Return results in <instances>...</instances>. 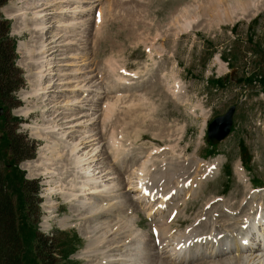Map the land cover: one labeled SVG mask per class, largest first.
Wrapping results in <instances>:
<instances>
[{
  "label": "rangeland",
  "instance_id": "rangeland-1",
  "mask_svg": "<svg viewBox=\"0 0 264 264\" xmlns=\"http://www.w3.org/2000/svg\"><path fill=\"white\" fill-rule=\"evenodd\" d=\"M211 1L92 0L86 4L90 11L78 16L76 26L79 29L70 35L81 43L75 51L79 54L80 65H89L95 70L90 96L79 92L81 99L89 97L92 101L88 106H58L56 100L66 99L61 91H57L61 90L58 76L50 92L39 90L36 94L41 85L30 57L31 54L33 57L37 55L38 38L30 29H20L21 21L7 14L8 10L20 8L22 0H0V44L3 43L8 53L15 57L14 61L12 58L14 69L10 70L20 85L18 90L4 96L0 79V125L6 124L5 117L10 122L6 125L8 132L0 128V144L6 146V137L14 132L27 137L36 147L35 157L21 161L18 169L26 182L38 185V202L34 199L32 207L26 205L28 211L36 212L32 220L29 217L28 223L34 222L39 233L60 245L55 264H130L139 256L136 249L142 247L137 240L140 235L147 247L150 243L155 244L154 241L159 245L158 236L153 231L155 225L164 219H154L153 213L149 215L148 210H142L133 197L139 188L142 163L150 160V165L155 162L153 172L156 173V166L164 171L166 166L161 167L164 156L190 167L180 171H189L183 177L185 179L194 178L196 165L192 161L197 159L201 163L195 177L198 180L203 177L201 185L194 184L195 196L181 194L171 200L163 215L165 219L172 220L169 222L171 232L166 239L171 235L180 236L195 226L198 228L196 235L216 230L223 234V240H230L232 235L246 230V224L245 227L243 225L246 217L253 219L259 206L264 209V0H256L258 8L252 6L244 16L237 11L232 20L217 23L204 15ZM55 17L58 19L52 18L53 28L47 36L49 41L61 31V23L58 22L61 17ZM21 42L27 45L23 49ZM29 49L34 52L28 54ZM60 56L58 53L51 55L56 65L53 75L63 64ZM109 60L115 62L114 66H108ZM83 76L80 80L86 77ZM250 76L252 81H249ZM43 85L48 83L45 81ZM66 92L71 95L68 90ZM112 101L118 105L110 109L114 115L110 117L107 114V118V103ZM234 104L237 106L234 131L219 144L217 157H206L210 148L207 143L211 145L207 137L209 122ZM77 112H80L78 123H85L86 127H72L71 119L75 116H67ZM127 122L130 127L126 126ZM76 130L97 133L94 149L97 148L101 156L93 166L98 167L99 180L95 185H101L103 178V184L109 185L107 188L100 186L93 195L85 193L93 191L92 188L84 193L77 191V185L84 180V173L70 172L69 162L60 158L67 153L66 145L71 138H62L61 132L73 133ZM113 131L123 149L121 159H115L116 154L108 148ZM71 135L75 137L74 133ZM240 144L245 146L246 158H252L249 172L241 164L243 147ZM156 147L159 153H156ZM44 153L52 158L51 161L43 158ZM0 155L3 156L0 164L7 167L4 159L8 158L9 162L14 157L10 144ZM126 160H132L134 165L127 168L122 164ZM50 162L56 173L53 176L44 168ZM209 164L214 167L208 170L212 169L214 173L207 176L204 173ZM102 165L106 171L99 173ZM73 179L75 185H72ZM253 180L256 185H253ZM73 191L77 196H70ZM101 192L105 197L99 196ZM107 192L113 196V203L123 202L122 209L105 218L98 215L88 217L89 214L80 207L81 200L102 201L109 195ZM103 204L107 205L108 201ZM24 214L31 216L27 211ZM205 220L208 222L200 225ZM98 221L109 223L110 230L115 229L111 233L121 229L117 234V238H121L113 240L110 233L103 234L106 230L98 227L93 231ZM91 238L100 241L91 245L93 252L89 248ZM259 242L260 238L256 243ZM260 243L264 245L263 241ZM197 250L199 254L206 253L205 246H198ZM236 254L233 252L226 256ZM214 261L205 258L193 264H211ZM148 262L150 260L143 258L138 264Z\"/></svg>",
  "mask_w": 264,
  "mask_h": 264
},
{
  "label": "bare ground",
  "instance_id": "bare-ground-1",
  "mask_svg": "<svg viewBox=\"0 0 264 264\" xmlns=\"http://www.w3.org/2000/svg\"><path fill=\"white\" fill-rule=\"evenodd\" d=\"M91 1L92 0L90 1L88 0H22L23 4L17 10H12V11L6 10L8 12L7 14L9 17H12L13 19H16L17 21H21L20 29H28V30L30 29L31 32H33V34L35 33L34 35L36 36V38H38V48L36 49L37 55L33 57V55L31 54V57H30L32 60V68L38 71L37 76H38V79L41 85V88L39 87L38 89L36 88L37 89L36 94L38 93L39 90H42V91L44 90L45 93L50 92L49 89L54 88L55 86L54 80L56 79V76H58V79H60V82H61L60 83L61 90H59L60 89L59 88L57 91H61L62 95L65 96L66 98V99H62V101L56 100L57 103L59 104L58 106H88L89 102L92 101V99L90 100L89 97H87V99H84V98L81 99L80 94L86 93L85 96H90L91 94L90 91L92 92V89L94 87V85L92 84L94 80L93 71L95 70H93L91 67H88L89 65L87 67L85 66L83 67L80 65L81 62L78 58L79 54L75 53V51L77 48H79L81 43L80 41L77 40V38L74 35H70L71 33H75L76 29L78 28L76 26L77 25L76 21H78L77 20L78 16L84 13L86 14L87 11H90V9L87 8L86 4L91 3ZM255 1L256 0H212L209 3V8L204 11V15L205 17L208 16L210 21L215 22V23L223 21L225 19L229 21L233 19V16L236 14L237 11L241 12L240 16L241 15L244 16L245 13L252 6H254V8H258V4H256ZM253 2H255V4H253ZM76 3H78L77 4L78 6L76 5ZM51 10H57V12L49 13V11ZM49 14H51V17H49ZM57 15L61 17V21H58L61 23L59 25V30L61 31L60 32L57 31L59 33L56 32L57 34L56 36H54V39L49 41L47 36L53 28L51 25L52 23L51 21H52V18L53 19L56 18L55 16ZM66 16H68L69 19H65ZM187 25L189 26V22ZM77 41H78V44H77ZM26 46L27 45L25 42H21V49L25 48ZM32 49L35 50L34 47ZM27 51L29 52L28 54H30L32 50L29 49ZM54 53L55 54L58 53V55L62 56L61 59H63V60L60 59L61 63L63 62V64L59 72H56V75L52 74L54 71V66H56L54 65V61H53L54 58L52 59L51 57V55H53ZM108 63H109L108 66L110 67L114 66L115 64V62L112 60H109ZM89 68H91L92 70H90ZM88 69L90 71L87 72ZM61 70L69 71V72L62 73L63 71L61 72ZM81 71L85 73H82ZM82 76L83 77L86 76V77L83 80H80V77ZM45 81L48 83V85L46 86L43 85ZM87 87L88 89H86ZM67 90L69 93H71V95L67 94L66 92ZM59 99L61 98L59 97ZM113 102L114 101H112L111 103H107L106 112L107 111L109 112L106 113V116L107 114L109 116L113 114L112 110L110 109H113L114 106L118 105L116 102H115L116 104ZM79 113L80 112L70 114L68 116L66 115L67 117L75 116L74 119H71L72 124H74L72 125V127L81 126V125L82 127L87 126V124L85 123L84 124L78 123L79 118H80L78 116ZM107 118L109 117L107 116ZM125 124L127 127L128 126L130 127V125H128V122ZM157 129H159V127ZM73 133L75 137L71 135ZM73 133L72 131L70 132L62 131L61 132L62 138L68 139L71 136L70 138L71 140L69 139V141L67 142L68 145H66L67 153L64 156H61V153L60 155L59 154L58 155L61 156L60 158L63 157L66 159L67 162H69L68 165H70V168H69L70 172L75 173L76 171H80L84 173L85 175L83 178L84 180L79 182V184L77 185L78 186L77 191L83 192V191L89 190V188H92L93 191L89 190V192L86 191L85 193L92 194V195L96 194L98 192L97 189L100 186L107 188L109 185L108 183L103 184L104 178L101 181V185L100 184L95 185V182L99 180L98 174L96 173V169L98 167L93 168V166L97 164L96 160H99V157L101 156V154H98L99 152H97V148L94 149L95 144H97L96 141L98 140L96 136L97 133L93 134L92 130H86V131L76 130V132H73ZM76 134L78 135L76 136ZM115 134L116 133H114L113 131V133L109 137L108 142L110 144V147L108 148H110V150L113 151L114 154H116L114 156L115 159H119L120 157L122 158L121 155L124 153H123L121 144L119 142V138H116ZM91 146L92 148L89 149ZM156 153H159V149L157 147H156ZM44 155L45 156L43 158L46 159V161H51L50 160L52 159L51 157H47L45 153ZM150 162L151 161L149 160V163ZM192 162L196 165L195 173L197 174V172L200 169L199 166L201 162L198 161L197 159L193 160ZM132 163H133L132 160H126V161H123L122 164H124L128 168L129 166L134 165ZM149 163H147V161L142 163V171L139 172V181H140V183H138L139 188H137V191L135 192V197H133V200H135V202L138 203V206L141 207L142 210H148L149 215L153 213L154 219H157V218L159 220L164 219L161 224L155 225L154 227L155 230L153 231L158 236L157 239H159L160 244L157 245L156 241H154L155 244L149 242L150 244H148V247H147L145 244H143V241L145 240L144 237L140 235V237H137V240H138V244L142 245V247H138L136 249L139 256L136 258L137 259L136 262L134 263L130 262V264H138L140 261H143V258L150 260L148 264H157L160 259L162 260L161 264H175L176 262L183 263V264H187V263L193 264L196 261L200 259H205V258H212L213 260H215L211 264H264V245H261L260 243L262 241L264 242V209L260 206L258 207V210L256 211V215L253 216V219H249V217L245 218L243 225L246 224V227H247L246 230L241 231L238 235L236 234V236L232 235L230 240H223L222 239L223 236L220 237V233H218L216 230H212L206 234L196 235L194 233L198 228L195 226L192 227L191 231L189 230V231L183 232V234H181L180 236L171 235L168 239H166V236L170 234L171 232V229H169L171 228V223L169 222L172 221L169 219H165L163 217L164 211L167 209L166 208L167 205L171 203L173 200H175L176 198L180 197L179 195L181 194H184V196H188V195L195 196L196 193L193 192V190H196L195 189L196 185L194 184L197 183V185H201V183H203V180H202L203 177H201L198 180L195 177L196 174H194V176L191 175L192 177H194L193 179L183 178L189 173V171H185L183 173H180V171L186 170L190 167H187L186 164L184 163L182 164V162L180 163L179 161L174 160V158H171V157L169 158H165V156L163 157L161 161V163L163 164H161V167H163L162 165L166 166L164 171H162V169L158 170V166H156L157 168L156 173L153 172L152 168L153 166H155V162L152 163L151 165ZM31 166L32 164H30V167ZM209 167H210V164L206 166L205 168L206 172L204 171L205 172L204 174H207V176L210 175L211 173L212 174L214 173V171H212L214 166L210 167L212 169L208 170ZM44 168L46 172L50 171L52 176L56 174L55 171L53 170L51 162L48 163V165H45ZM100 168H101V171L99 173H103L106 171V167H104L103 165ZM176 173H178L179 175H176ZM106 176L107 175L105 174V177ZM71 182H72V185L76 184L75 179H73ZM145 182L151 183L150 185L152 188L144 187ZM90 184L92 185L90 186ZM134 187L136 188V185ZM148 189H155L156 194L149 193ZM102 192H104V190H102ZM102 192L99 194V196L105 197ZM70 193H71L70 196H77V193H75L74 191ZM107 193L109 195L106 196V198H104L102 201H100L99 199L90 200V198H88L87 200H81L80 207L84 208V212L89 214L88 217H90V215L91 216L98 215V217L102 216L103 218H105V217H108V215L112 216L114 213L115 214L118 213L119 210L122 209V206H124L123 202L120 201L119 203L117 202L113 203L112 202L113 196L110 195L109 192ZM170 198L173 199L171 202L169 201ZM104 201H108V204L107 205L103 204ZM207 222L208 221L202 222L200 223V225H205ZM62 224L64 225L65 223H62ZM132 224L133 226L136 225L135 223H132ZM97 227L99 229L106 230L105 232L103 231V234L110 233V235H112L110 238L113 237L112 238L113 240L121 238V237L117 238L118 237L117 234H119V232L122 230L116 229L117 231L115 233H111V231L114 232L115 229L110 230L111 229L110 224L107 222H99V224L98 223L95 224L93 231H95ZM131 229H132V226H131ZM256 229H258V233L255 235L254 230ZM134 232H135V229H134ZM139 232H141V230ZM243 234L245 236H243ZM126 237L128 236L126 235ZM96 238L93 237V239H96ZM258 238H260V242L256 243ZM261 238L263 239L261 240ZM90 241L91 243H89V248H91L92 249L91 252H93V247L91 245L96 244L100 241L98 239L94 241L92 240V238ZM214 241H217V242H214ZM233 242H234V246L231 247V245H233ZM123 245L124 247H127L125 246V244ZM198 246L200 247L205 246L206 253L199 254V250H197ZM224 246L226 248H224ZM157 250L159 251L157 252ZM144 251L145 253L147 252L146 255L144 254ZM233 252H236L237 254L233 256L229 255L228 257L226 256ZM218 258H220L221 260L216 261V259ZM124 261H122V263Z\"/></svg>",
  "mask_w": 264,
  "mask_h": 264
},
{
  "label": "trees",
  "instance_id": "trees-1",
  "mask_svg": "<svg viewBox=\"0 0 264 264\" xmlns=\"http://www.w3.org/2000/svg\"><path fill=\"white\" fill-rule=\"evenodd\" d=\"M12 48L14 52V45ZM12 58L14 61L12 53H8L3 43L0 44V79L4 96L20 87L18 79L15 81L16 76L10 70L14 69ZM6 119L8 118H4L6 124H1L0 128L8 132L6 125L10 122ZM12 134L6 137V146L0 144V152H4V147L10 144L14 156L9 162L8 158L4 159L7 167L0 164V264H55L58 262L56 256L60 253V245L54 239L39 233L34 222L28 223L29 217H34L36 212L28 211L26 205L32 207L34 199L38 202V185L26 182L18 169L21 161L35 157L36 147L27 137L14 132ZM214 152L215 149L210 151ZM2 159L3 156L0 155V162ZM24 211L31 216L24 214Z\"/></svg>",
  "mask_w": 264,
  "mask_h": 264
},
{
  "label": "water",
  "instance_id": "water-1",
  "mask_svg": "<svg viewBox=\"0 0 264 264\" xmlns=\"http://www.w3.org/2000/svg\"><path fill=\"white\" fill-rule=\"evenodd\" d=\"M235 109V106L230 107L225 115L219 116L211 122L208 136L213 143H219L229 135Z\"/></svg>",
  "mask_w": 264,
  "mask_h": 264
}]
</instances>
